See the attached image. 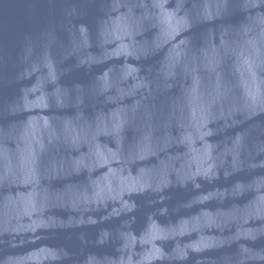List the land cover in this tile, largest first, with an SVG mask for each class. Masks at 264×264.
<instances>
[{"label":"water","instance_id":"water-1","mask_svg":"<svg viewBox=\"0 0 264 264\" xmlns=\"http://www.w3.org/2000/svg\"><path fill=\"white\" fill-rule=\"evenodd\" d=\"M0 264H264V0H0Z\"/></svg>","mask_w":264,"mask_h":264}]
</instances>
